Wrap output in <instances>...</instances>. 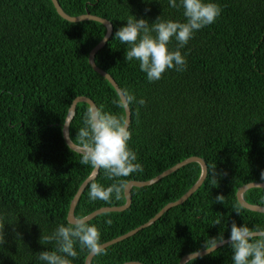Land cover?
I'll list each match as a JSON object with an SVG mask.
<instances>
[{"label":"trees","instance_id":"1","mask_svg":"<svg viewBox=\"0 0 264 264\" xmlns=\"http://www.w3.org/2000/svg\"><path fill=\"white\" fill-rule=\"evenodd\" d=\"M57 2L68 15L88 12L110 22L111 33L93 61L121 92L146 101L128 107V144L143 171L124 178L126 182L151 178L188 156L200 157L206 166L202 182L182 203L105 246L106 254L92 256L89 264H177L182 255L204 249L209 238H229L233 221L264 229V213L242 207L235 198L240 185L264 181V0H212L221 14L180 49L186 70L169 69L154 82L147 80L138 61H125L129 46L114 34L129 15L149 23L158 16L184 22L182 8H171L168 0ZM103 33L99 22L62 19L50 0H0V222L6 239L0 245V264H44L39 252L54 250L55 243L40 238L60 224L67 226L70 199L91 171L61 136L70 101L85 96L104 111L124 116L113 103L118 96L112 86L87 63L89 49ZM177 46L173 39L168 48ZM87 107L77 102L68 124L76 145ZM199 172V165L189 162L150 185L131 186L126 209L102 212L88 221L99 229L101 243L107 241L177 199ZM90 182L112 183L103 170ZM90 182L74 206L75 218L124 202V197L110 204L90 201ZM218 194L223 203L215 201ZM242 197L264 206L262 187L249 188ZM218 219L221 224H213ZM76 251L78 256L68 259L83 264L87 251L79 245ZM231 256L225 242L212 254L184 264H233Z\"/></svg>","mask_w":264,"mask_h":264},{"label":"clouds","instance_id":"2","mask_svg":"<svg viewBox=\"0 0 264 264\" xmlns=\"http://www.w3.org/2000/svg\"><path fill=\"white\" fill-rule=\"evenodd\" d=\"M168 2L171 8L183 9L184 22L162 20L158 16L149 23L145 18L129 15L126 23L114 34L121 44L129 46L125 50V61H138L140 70L146 73L149 82L161 79L169 69L185 71L187 61L180 49L193 38L196 31L214 23L222 11L212 0H179V4L177 0ZM173 39L178 46L176 50H169L168 45ZM113 103L122 110H127L133 103L144 106L146 101L142 97L137 100L134 94L123 91ZM82 124L75 136L81 149L79 163L97 172L103 170L105 178L112 181L107 185L90 182L89 200L109 204L113 199L121 200L128 188L124 178L143 171L142 165L136 162L137 154L128 144L131 139L128 121L123 115L104 111L102 106L91 104L83 113ZM260 178L264 180V171ZM216 184L217 180H214L213 186ZM215 201L223 203L224 196L218 194ZM106 223L110 225L111 219ZM213 224H221V221L218 219ZM40 239L45 243H55L54 250L39 252L37 258L44 264H72L68 257L78 256L76 245L93 256L106 254L99 229L90 224L86 216L68 221L67 226L60 224L51 235ZM4 243V223L0 222V245ZM224 243L221 234L209 238L204 243V248L212 254ZM227 243L232 249L233 264H264V229H253L246 224L238 226L233 221ZM196 254H199V249Z\"/></svg>","mask_w":264,"mask_h":264},{"label":"water","instance_id":"3","mask_svg":"<svg viewBox=\"0 0 264 264\" xmlns=\"http://www.w3.org/2000/svg\"><path fill=\"white\" fill-rule=\"evenodd\" d=\"M55 12L62 18L65 19L67 21L70 22H78V21H82V20H93L96 22H99L103 27H104V33L102 35V37L98 40L97 43H95L88 51L87 53V63L88 65L91 67L92 70H94L96 73H98L100 76H102L103 78H105V80L112 86V88L114 89L116 95L118 96V94H121V90L119 89V87L117 86V84L115 83V81L113 80V78L104 70L100 69L97 65H95L94 61H93V57L94 54L96 53L97 50H99L105 43L106 40L108 39L112 27L110 22L103 18V17H99L93 14H90L88 12H84L78 15H68L67 13H65L61 7L59 6L57 0H50ZM77 102H84L86 103L88 106L91 104H94L93 101L91 99H89L88 97L85 96H75L69 103L67 110H66V114L64 116L63 122L61 124V136L62 139L64 141V143L67 145L68 148H70L73 151H76L78 153L81 152V149L79 147V145L74 144L69 136H68V124L70 119L73 116L74 113V109H75V105ZM124 113V117L125 119L129 122V118H130V112H129V108H127V110H123ZM189 162H196L199 165L200 168V172H199V176L197 177V179L194 181V183L185 191L183 192L177 199L169 201L167 203H165L162 207H160L154 214L153 216H151L150 218H148L145 222L141 223L140 225L129 229L128 231L119 234L107 241L102 242L103 246H107V245H111L121 239H124L132 234H134L136 231H138L139 229L148 226L149 224H151L154 220H156L163 212H165L168 208L178 205L180 203H182L192 192H194L197 187L200 185V183L202 182L203 178L205 177L206 174V166L204 161L197 156H188L186 158H183L182 160L174 163L173 165H171L170 167L162 170L161 172H159L158 174H156L155 176L148 178L146 180H129L127 181V193L124 196V202L120 205H111V206H101L99 208H96L94 210H92L91 212H89L88 214L84 215L88 218V220L92 217H94L95 215L102 213V212H108V211H122L124 209H126L130 203V187L131 186H136V187H140V186H145V185H150L156 181H158L160 178L170 174L171 172L175 171L176 169L180 168L181 166L189 163ZM97 171H94L91 169L90 173L80 182V184L78 185V187L76 188L72 198L70 199L69 205H68V209H67V213H66V220L67 222L74 219L75 217L73 216V209L74 206L77 202V199L79 197V195L81 194V192L83 191V189L85 188V186L96 176ZM253 187H262L264 188V181H260V182H256V181H250L247 183H244L242 185H240L239 187H237V189L235 190V198L237 200V202L244 208L251 210V211H256V212H261L264 213V206L262 205H258V204H251L246 202L243 197L242 194L245 190L249 189V188H253ZM228 238H225L224 241L227 242ZM209 253L205 248L199 250V254H196L195 252H190V253H186L184 255H182L177 264H184L187 260L191 259V258H195L204 254ZM190 255L192 257H190ZM93 255L90 254H86L83 260V264H89V260ZM190 257V258H189ZM121 264H143L140 263L138 261H126L123 262Z\"/></svg>","mask_w":264,"mask_h":264}]
</instances>
